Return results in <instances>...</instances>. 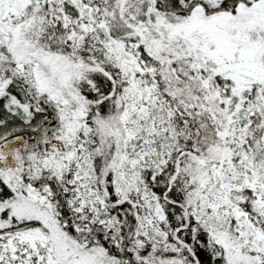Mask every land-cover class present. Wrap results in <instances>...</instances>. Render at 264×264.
<instances>
[{"label": "snow or ice", "instance_id": "6c2138e0", "mask_svg": "<svg viewBox=\"0 0 264 264\" xmlns=\"http://www.w3.org/2000/svg\"><path fill=\"white\" fill-rule=\"evenodd\" d=\"M0 264H264V0H0Z\"/></svg>", "mask_w": 264, "mask_h": 264}]
</instances>
